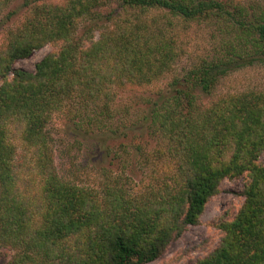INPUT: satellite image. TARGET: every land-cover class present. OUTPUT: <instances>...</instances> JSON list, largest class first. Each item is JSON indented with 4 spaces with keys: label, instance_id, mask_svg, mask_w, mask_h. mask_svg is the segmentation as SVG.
Masks as SVG:
<instances>
[{
    "label": "trees",
    "instance_id": "trees-1",
    "mask_svg": "<svg viewBox=\"0 0 264 264\" xmlns=\"http://www.w3.org/2000/svg\"><path fill=\"white\" fill-rule=\"evenodd\" d=\"M12 1L0 0V14ZM22 6L27 16L0 49V250L11 252L3 264L153 261L199 223L224 179L243 175L241 207L232 218L214 220L220 241L193 264H264V164L258 162L264 90L208 104L199 98L232 70L264 66V0H22ZM191 22L209 23L225 39L215 56L145 97L140 125L157 136L151 164L152 171L166 165L161 175L134 191L102 164L100 190L61 176L48 131L53 114L70 112L80 133H112L115 89L146 87L169 73L179 57L173 29ZM46 44L58 50L33 71L14 66ZM13 136L28 155L26 175Z\"/></svg>",
    "mask_w": 264,
    "mask_h": 264
},
{
    "label": "rangeland",
    "instance_id": "rangeland-1",
    "mask_svg": "<svg viewBox=\"0 0 264 264\" xmlns=\"http://www.w3.org/2000/svg\"><path fill=\"white\" fill-rule=\"evenodd\" d=\"M57 0H51L56 3ZM248 3L251 0H234ZM114 6V5H113ZM27 10L22 6V0H13L0 14V49L6 45L9 31L14 29L27 16ZM150 15H161L162 12L152 10ZM126 12H122V16ZM217 28L206 22H191L189 24L176 23L173 29L176 37V49L179 52L177 63L169 73L160 80L146 87L116 88L110 101L113 117L108 120L107 127L112 133L106 135L97 128L91 133L75 131L74 123L69 120L70 112H56L53 114L48 131L54 163L59 174L78 185L100 190L106 176L99 169L102 164L110 177L120 179L136 190L141 184L149 182L153 177L161 175L166 165L156 166L152 171V153L160 144L156 135L149 134L147 125H140L143 109L149 107L145 97H155L156 93L164 89L171 77L182 74L195 62L203 58L215 56L225 34L216 31ZM58 46L46 44L26 57L15 62V67L33 71L35 64L46 54L55 52ZM264 90V66H246L230 71L216 82L209 94H200L201 103L208 104L219 96L241 92L244 90ZM76 126V125H75ZM84 126V124H83ZM124 126L127 128H124ZM124 130L128 136H124ZM143 133V134H141ZM142 136V138H140ZM17 146L19 169L26 175L29 164L28 155L17 136H13ZM141 146L140 149H137ZM103 148L108 149L105 154ZM146 154L144 157L141 153ZM155 153V152H154ZM148 157V160L144 158ZM30 158V157H29ZM28 158V159H29ZM150 160V161H149ZM89 164L84 166V162ZM149 161V162H148ZM264 164V150L258 158ZM166 164L165 162H163ZM23 164V165H22ZM246 176L224 179L219 192L206 203L198 224L189 225L181 235L173 239L163 254L153 261L143 264H193L197 259L205 256L219 243L222 233L213 222L220 217L232 218L241 207L244 196L243 184ZM11 255L10 251L0 250V264L6 262Z\"/></svg>",
    "mask_w": 264,
    "mask_h": 264
}]
</instances>
